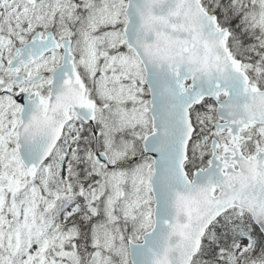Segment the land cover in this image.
<instances>
[{
  "label": "snow or ice",
  "instance_id": "6c2138e0",
  "mask_svg": "<svg viewBox=\"0 0 264 264\" xmlns=\"http://www.w3.org/2000/svg\"><path fill=\"white\" fill-rule=\"evenodd\" d=\"M0 264H264V0H0Z\"/></svg>",
  "mask_w": 264,
  "mask_h": 264
}]
</instances>
